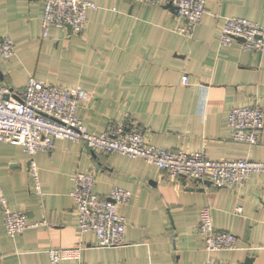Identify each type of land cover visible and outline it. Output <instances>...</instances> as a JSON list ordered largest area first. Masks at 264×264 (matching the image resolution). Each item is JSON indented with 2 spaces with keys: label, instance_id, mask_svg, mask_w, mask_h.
<instances>
[{
  "label": "crops",
  "instance_id": "1",
  "mask_svg": "<svg viewBox=\"0 0 264 264\" xmlns=\"http://www.w3.org/2000/svg\"><path fill=\"white\" fill-rule=\"evenodd\" d=\"M90 1L98 7L88 11L84 33L52 27L44 36L41 0H0V36L16 44L13 57L0 59L2 82L22 90L35 76L66 88L83 86L92 97L79 116L96 134L111 122L127 121L157 147L264 162V129L257 144L239 143L228 120L236 106L261 103L264 111V53L244 50L241 40L220 43L224 18L264 26V0H207L208 12L191 37L176 31L181 21L170 7ZM34 157L41 195L31 191L29 154L19 144L0 141V188L10 207L24 211L31 223H51L11 236L0 213V264H49V248L78 244L85 264H205L208 252L198 231L204 206H211L215 228L236 234L242 246H264L262 173L218 189L209 180H171L143 158L103 154L71 139ZM92 167L100 170L94 188L100 197L108 198L115 186L132 192L119 208L127 219L122 247L95 246V234L79 229L70 192L76 172ZM217 256L230 264H264V248Z\"/></svg>",
  "mask_w": 264,
  "mask_h": 264
},
{
  "label": "built area",
  "instance_id": "2",
  "mask_svg": "<svg viewBox=\"0 0 264 264\" xmlns=\"http://www.w3.org/2000/svg\"><path fill=\"white\" fill-rule=\"evenodd\" d=\"M43 15L41 27L48 36L52 27H70L76 34L87 28V14L98 6L90 0H41ZM138 3L177 8V18L181 21L176 31L191 37L203 16L208 12L207 0H134ZM218 18V16H217ZM220 43L231 45L241 40V47L253 53H264V26L257 22L240 18H224ZM16 53V44L9 36H0V59H9ZM182 83L189 84V75L182 76ZM92 94L83 86L66 88L44 82L30 76L22 90L6 86L0 78V141L21 145L30 156L29 173L31 191L42 194L41 177L35 155L51 152L58 140L71 139L83 143L88 149L103 154L119 153L132 158H143L167 172L171 180L186 177L209 180L216 188H235L245 183L253 174H264V162L250 159L214 160L204 151L168 150L148 144L143 129L127 121L111 122L100 134L88 130L79 116L82 104L90 100ZM228 120L235 142L255 145L264 129V111L261 103L236 106L228 112ZM99 169L92 167L78 171L70 195L75 203V212L81 233L93 232L95 246L122 247L125 245L127 219L119 208L127 203L132 192L115 186L108 198L100 197L94 190ZM243 211L241 206L236 213ZM0 213L5 217L7 232L15 236L27 228L51 225L48 221L31 223L24 211L10 207L7 197L0 188ZM198 231L205 241L208 258L205 264H230L220 259L222 251L264 248L242 246L241 238L232 232L215 228L211 206L200 211ZM84 246L51 247L47 250L49 264H62L65 260H81Z\"/></svg>",
  "mask_w": 264,
  "mask_h": 264
},
{
  "label": "water",
  "instance_id": "3",
  "mask_svg": "<svg viewBox=\"0 0 264 264\" xmlns=\"http://www.w3.org/2000/svg\"><path fill=\"white\" fill-rule=\"evenodd\" d=\"M167 7L172 8L173 10H175L177 12V8L176 6L172 5V4H168ZM182 179L184 180V182H186V177H182ZM198 182L202 181L201 179H197Z\"/></svg>",
  "mask_w": 264,
  "mask_h": 264
}]
</instances>
